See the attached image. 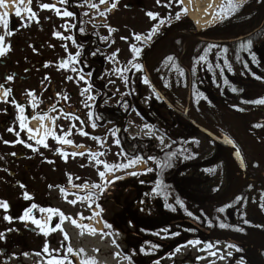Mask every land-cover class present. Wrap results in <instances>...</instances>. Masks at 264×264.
<instances>
[{
	"label": "trees",
	"instance_id": "16d2710c",
	"mask_svg": "<svg viewBox=\"0 0 264 264\" xmlns=\"http://www.w3.org/2000/svg\"><path fill=\"white\" fill-rule=\"evenodd\" d=\"M63 4L64 10L76 20L74 39L83 51L80 66L85 75H90V89L96 97L93 111L95 123L100 127L111 125L120 129L118 139L125 155L130 158L136 156L137 160L147 163L145 171L116 177L97 195L98 208L108 210L110 214V218L102 217L104 232L108 234L120 230L126 235L123 253L133 264H143L141 248L145 242L154 248V253L147 260H154L157 253L165 262V257L168 259V255L180 249L181 244L190 238L207 237L201 232L192 234L193 226L189 224L192 222L220 238L243 242L242 247L233 246L236 252L247 255L251 264H264V210L251 209L253 216H260L255 220L258 225L252 227L251 221L244 223L234 217L230 209L223 211L219 205L210 203L224 198L233 181L236 193L221 206H264V123L262 114L254 110L257 105L264 106V103L258 102L264 100H250L243 96L237 100L220 99L218 94L204 88L202 72L197 74V66L192 70L190 65L192 58L194 61L201 60L207 45L195 37L206 38L210 32L216 39L237 38L256 30L263 22L264 0H248L236 5L235 16L201 35L197 34L195 25L188 17L166 23L153 41V48L146 51L141 59L147 65L153 84L165 96H169L171 104L179 111H183L187 103V76L185 74L186 82L180 78L176 82L171 77H175V73H183L182 65L189 66L193 76L190 110L200 115L194 120L217 136H228L239 146L247 169L246 178L243 179L241 175L239 182L236 175L238 170L227 152L193 126L189 125L184 131H174L175 122L170 120L168 109L161 105L158 98L143 100L136 97L137 94H146L139 82H135L137 94L131 96L128 111L117 114L107 107L108 90L103 80L102 66L104 58L92 38L89 20L83 16L84 0H64ZM262 35L264 26L251 37L225 46H244L242 61L246 55L248 60L260 63V42L257 39ZM166 58L170 60L169 63L165 61ZM142 76L147 78L145 72ZM171 94L174 97H170ZM130 111L151 115L157 120L163 126L160 130L170 146L165 149L153 148L148 140L129 139L126 117ZM207 112L222 123L214 124ZM173 118L179 126L182 119L175 114ZM191 189L200 192L192 195L189 192ZM235 227L249 233L245 236L226 233V229ZM159 231L172 234L167 235V239L159 237Z\"/></svg>",
	"mask_w": 264,
	"mask_h": 264
},
{
	"label": "flooded vegetation",
	"instance_id": "af4514ba",
	"mask_svg": "<svg viewBox=\"0 0 264 264\" xmlns=\"http://www.w3.org/2000/svg\"><path fill=\"white\" fill-rule=\"evenodd\" d=\"M87 1L88 0H84V4H86ZM95 1L97 4L100 3V0H94V2ZM169 1L170 0H166V3L168 4ZM107 2H110L111 5L116 4L114 10L110 11L113 17L118 15L126 17L127 14L132 13L134 16L141 19L143 24L146 23V21L150 22L155 20L150 18L148 15L149 13L160 20L163 14H158V11H162V8H164V10L168 9L167 6H161L160 0H107ZM148 4L150 5L148 6ZM158 4L160 5L156 7ZM234 9L227 12V17H224L220 22L222 23L235 16ZM10 16L9 32H11V34L8 36L7 42L4 43L3 41L2 44H0V47L8 49L3 56H0V264H53V262L56 261H59L60 264H82L81 260L83 257L81 251L78 249V242L76 240L77 231L80 229L78 217H73V215L66 217L64 206L61 205V194L66 196L64 191H68L71 196H74L73 193H79L85 197L89 194V190L93 194V184L91 183L89 188L83 190L68 189L65 181V174L57 167V164H59L58 159H60L62 155L61 150L54 148L55 151H49L48 153L51 156H48L44 150L38 148L37 141H33L25 132L26 137H19L18 112L21 108L25 110L29 106L25 102V98L21 97L22 94H29L35 91L36 93L49 94L51 97L59 95L64 99L65 87L63 85L65 84L66 78V59L64 58V50L60 43V33L55 32V34H53L49 30L46 34L44 44L41 47L42 50H39L35 48L36 45L33 41L25 40V37L18 35L19 29L24 22L13 14ZM22 19L24 20L25 17ZM164 26L165 25H162V28ZM96 27L97 30L101 28V31L92 32V38L96 42L98 52L102 53L100 52V50L103 49L102 44L107 41L102 34V30H105L106 27L100 24L99 21H97ZM11 28H13V30H11ZM140 29H142V27ZM160 30L161 28L159 31ZM138 32L143 35L142 41L144 43H142V46L144 47V54L146 51L153 48V41L157 38L158 32H155L149 41H146L144 37L147 38L149 34L152 33V29L147 33L146 30L143 31V29ZM252 32L253 30L249 33ZM249 33L245 34V36ZM133 35L135 37L140 36V34L137 33ZM0 36H2L1 32ZM204 39H206L205 42L207 45L204 48L201 60L197 59L194 61L193 58L190 60L192 70L196 66L198 67L199 64V66L202 67V79L205 84L204 88H208L210 92L218 94L220 99L224 100H237V98L242 96L250 100H264V35L257 39L260 42V63L248 60L249 57L246 55L244 56V61H242L244 46L238 45L233 48H227L225 46L228 45L227 43H218V41H226L234 38L216 39L213 38L212 34L209 32ZM73 41L80 52L78 64L81 68L80 61L83 51L82 46L78 45L74 39V32ZM36 47H39V45ZM169 57L170 56H168V58ZM165 61L168 63L170 62L167 58ZM102 66L105 70L104 63ZM141 67L146 74L148 72L146 63L141 62ZM182 68V81L186 82V74L189 88L190 75L191 83H193L191 70L188 65H182ZM140 76L141 75L138 76L137 81L141 78ZM178 78L179 77L176 76L171 79L178 82ZM259 79H262V81H259ZM5 91L9 93L7 97L4 95ZM158 91L160 94L153 93V96L158 98L161 101V105H164L168 109L167 114L170 120L175 122V124H173V130H187L190 123L178 113H183L184 110H177L171 104L168 98L169 96H165L159 89ZM239 94H241V96ZM136 97L143 100L149 98L146 94H139ZM163 97L172 105L175 111L167 106ZM170 97H174V95L171 94ZM58 102L59 105H61L60 99H58ZM62 107L65 111L66 107L64 104H62ZM254 110L259 112V114L261 113L263 116L264 106L257 105L254 107ZM47 111L49 110L47 109ZM40 113H43V110H40ZM130 114L131 111L126 119L129 118ZM135 114L139 119L152 126L157 132L163 134L160 130V127L163 128V126L151 115ZM173 114L182 119V121H179L181 122L179 126L176 125ZM188 116L191 120L195 121L194 118L200 115L198 112L195 113L190 110ZM207 116L214 124L222 123L219 118L209 114V112H207ZM122 117V119L125 118L124 115H122ZM190 126L193 125L191 124ZM119 132L120 129L116 128L117 135ZM148 141H150V143L153 142L151 140ZM151 145L153 148H157L156 145L152 143ZM223 150L227 152L233 161L232 155L234 150ZM133 158H136V156ZM143 163L145 164V160ZM235 166L238 170L236 175L238 176L239 182L241 174L236 164ZM242 178L245 179L246 177L243 175ZM91 180L94 181L93 179ZM189 192L193 195L200 191L191 189ZM235 193L234 183L231 181L230 188L225 194V197H232ZM191 200L194 201L195 199L191 198ZM3 205L7 207L5 208ZM199 208H207V206H199ZM219 208L223 211L230 209L234 213L233 216L241 219L244 223H250L251 221L252 227L258 225L255 220L260 216L258 214L253 216L250 213L251 209H257L259 211L264 210V206L262 205L252 208L246 205L228 207L219 205ZM85 211L87 213L85 218L92 220L94 217L93 209H86L85 207ZM57 213L62 214L65 219L61 221L60 215H57ZM5 217H7V219H5ZM67 218L71 219L69 220ZM33 220L39 221L40 226L33 223ZM189 224L193 226L191 231L192 234L197 232L204 233L203 230L205 228L192 222H189ZM60 229H62V231ZM226 233L233 236H245L249 231L235 227V229H226ZM171 234L172 233L166 234L165 231H159V237H166L169 239L167 235ZM204 234L207 235L206 238L192 237L182 243L179 250L185 246L192 245L190 242L199 241V260L212 250L210 249L211 247L214 248V246L218 245L228 247L227 245H229L225 241H217H227L229 240L227 238H220L216 234H211V232L209 234ZM65 237H67V239H65ZM245 239L247 238L245 237ZM209 245L211 246L210 248L208 247ZM89 248L92 249L91 241L89 243ZM69 249H71V251H69ZM141 252L143 264H175L174 260L178 253L176 250L174 253L168 255V259L165 257V262L164 259L159 257V254L156 253V258L148 261L147 257L154 253V248L147 242L143 243ZM219 253L224 258H227L229 264H251L249 257L245 254L230 251L228 253Z\"/></svg>",
	"mask_w": 264,
	"mask_h": 264
},
{
	"label": "rangeland",
	"instance_id": "374dc122",
	"mask_svg": "<svg viewBox=\"0 0 264 264\" xmlns=\"http://www.w3.org/2000/svg\"><path fill=\"white\" fill-rule=\"evenodd\" d=\"M229 2L235 6L239 4L237 0H225L216 13L218 16L227 17L226 13L232 10L228 8ZM18 4H20V0H16V6ZM160 4L168 8L167 10L162 8V11L157 10L158 14H163V17L160 20L146 21L147 24L144 23L146 25L132 13L127 14L126 17L120 15L113 17L110 11H113L115 7H112L110 2L97 4L94 0H88L82 7L83 16L89 20L91 33L101 31V28L97 30V21L106 27L105 30H102V34L107 41L103 42V49L100 52L103 54L105 64L103 80L108 90L106 105L112 110H129L130 98L133 93L137 94L138 86L135 85V82L139 75L141 78L137 82L146 90V96L151 99L154 97L152 90L147 86L142 76L141 59L144 49L142 43L144 42L142 41V33L138 31L143 29L147 33L152 29L153 33V29H155V32H158L165 23L178 20L177 16L181 19L188 15L182 0H178V2L177 0H170L168 4L166 0H160ZM28 9L34 14V19L29 18ZM221 9H227L226 13H222ZM16 10L15 7L12 13L15 16H17ZM20 11L21 15L17 17L24 23L21 25L18 35L25 37V40L33 41L36 46L39 45L35 48L42 50L41 47L49 30L53 34L55 32L60 33V43L66 59V78L63 85L65 87L64 99L59 95L51 97L49 94L36 93L35 91L32 92L33 95L28 93L21 95L29 106L27 109L18 112L19 137H26L24 133L25 123L30 118L38 117L43 121L48 119L50 129L46 135L38 140L41 143H38L37 146L44 150L48 156H51L49 151H55L54 148L61 150L63 155L58 159L57 167L65 174L68 189L83 190L89 188L91 183L99 185V187H93V194L89 190V194L85 197L79 193H73L74 196H71L68 191H64L66 196L61 194V205L64 206L66 217L70 215L78 217L80 224H82L76 235L78 249L84 248L82 243L86 235H89L91 242L96 245L81 263L95 261V264H129L116 257V253L122 254L114 249V242L117 238L105 236L102 224L99 226L96 220L89 221L85 218L87 214L85 207L86 209H96L98 206L97 194L100 193L101 189L107 187L114 178L132 172H143L147 166L136 158L125 155L118 140L116 128L110 125L100 127L95 123L93 111L96 97L94 91L90 89V75L86 77L79 67L80 52L73 41L76 20L70 14L64 15L67 12L64 10V4L61 0H23ZM4 13L7 12L3 11L1 15ZM10 17V14L7 13V29L0 23V32L4 37V43L7 42L9 36ZM23 17H25L24 20ZM141 27L142 29H140ZM196 29L199 35L204 32L197 27ZM136 33L140 34V40L135 39L133 34ZM150 38L149 36L144 37L146 41H149ZM133 49L138 51L134 52ZM195 71L197 74L201 73L202 67H196ZM173 75L183 80L182 72ZM84 89H88V91L84 92ZM58 99H60L61 105H59ZM62 104L66 107L65 111ZM40 110H43V113H40ZM32 112H35V116H32ZM38 113L41 115L38 116ZM20 117L23 119V124L19 121ZM81 132L85 135H80ZM127 132L131 138L138 137L154 141L162 149L170 146L163 134L139 119L134 111L128 118ZM132 161H136L134 166L123 167ZM105 165L108 167L106 168ZM101 172L104 173L103 177L100 176ZM106 208L108 209L107 205ZM97 210L101 220L103 216L110 218L108 210L103 211L99 208ZM89 229L94 231L89 232ZM116 231L121 236L123 243L126 240V235L120 230ZM122 243L118 249H122ZM229 251L235 252L236 250L233 247L228 248L223 245L214 246L210 252L198 260L200 256L199 245H190L178 251L174 262L175 264H229L227 258L219 253H228Z\"/></svg>",
	"mask_w": 264,
	"mask_h": 264
},
{
	"label": "bare ground",
	"instance_id": "6f19581e",
	"mask_svg": "<svg viewBox=\"0 0 264 264\" xmlns=\"http://www.w3.org/2000/svg\"><path fill=\"white\" fill-rule=\"evenodd\" d=\"M245 1L247 0H237L238 3H244ZM3 2L6 7H0V15L3 11L12 14L16 7V0H3ZM182 2L188 11V17L199 30H205L224 18L218 16L216 13L225 0H182ZM49 129L50 122L48 119L44 121L41 119L28 120L25 123L27 136L35 141L39 140L42 135L47 134ZM96 220L99 226H101L100 219L97 218Z\"/></svg>",
	"mask_w": 264,
	"mask_h": 264
},
{
	"label": "water",
	"instance_id": "95a60500",
	"mask_svg": "<svg viewBox=\"0 0 264 264\" xmlns=\"http://www.w3.org/2000/svg\"><path fill=\"white\" fill-rule=\"evenodd\" d=\"M263 26H264V21L262 22L261 26L257 30H255L254 32H252V33H250V34H248L246 36H241V37H238V38H235V39L226 40V41H218V43H227V44H229V43H235V42L241 41V40L251 36L253 33L259 31ZM11 30H13V28H11ZM196 38L197 37H195V39ZM147 77H148V82L152 86L153 90L156 93H159L158 90L155 88V86L152 84V80H151V78H150L148 73H147ZM191 94H192V92H191V77H190V86H189L188 96H187V105H186L185 111L183 113H179V114L183 118H185L190 124H192L197 130H199L205 136L210 138L213 142H215L220 147H222L224 149H233L234 153L232 155V158H233L234 162L236 163L237 167L239 168L240 172L242 174H244V177H245V174H246L245 161H244V158H243L241 152L237 148L236 144L228 136L224 135L222 137H219L216 134L212 133L211 131L207 130L206 128H203L202 126L196 124L194 121H192L189 118L188 114H189V109H190V105H191ZM163 100L167 104V106H169L172 110H174L172 108V106L170 105V103L166 99H164V97H163ZM262 122L264 123V117H263V121ZM229 141H230V143H229ZM237 152L239 153V156H237ZM228 199H229V197L221 198V199L212 201L211 203L214 204V205H220V204L225 203ZM205 232L209 233L208 231H205ZM217 241H223V240H217ZM225 242L230 243V244H234V245H242V243H239V242H236V241H225Z\"/></svg>",
	"mask_w": 264,
	"mask_h": 264
},
{
	"label": "snow or ice",
	"instance_id": "6c2138e0",
	"mask_svg": "<svg viewBox=\"0 0 264 264\" xmlns=\"http://www.w3.org/2000/svg\"><path fill=\"white\" fill-rule=\"evenodd\" d=\"M61 2H64V0H61ZM106 2H107V0H100V3H102V4H103V3H106ZM22 4H23V0H20V4H18V5L16 6L17 10H16V13H15V14H16L17 16L21 15L20 5H22ZM0 7H6V5L4 4L3 0H0ZM93 7H96V6L93 5ZM112 7H115V4H113ZM235 7H236L235 5L231 4V2H229V5H228V8H229V9H234ZM109 10H111V9H109ZM226 11H227V9H221V12H222V13H226ZM28 12H29V18L34 19V18H35V17H34V14L31 13L30 9H28ZM218 14H219V13H218ZM64 15H69V13H64ZM101 15H104V14L101 13ZM148 15L150 16L151 19H156V18H157L156 16H154V15L151 14V13H149ZM177 19H179V16H177ZM0 23L3 24V26H4L5 29H7V13H4L3 15H0ZM110 31H113V30H110ZM154 33H155V29H153V33H150V34H149V38H150L151 35L154 34ZM8 34L10 35L11 32H9ZM3 39H4V37H3V36H0V44H2ZM135 39H136V40H140L141 37H140V36H136ZM7 50H8V49H5V48L0 47V56H3ZM133 51L136 52V51H138V50H137V49H133ZM83 91H84V92H87L88 89H84ZM8 94H9L8 91H5V92H4L5 97H7ZM29 95H33V94H32V93H29ZM258 102H259V103H264V101H258ZM20 111H23V109L21 108ZM69 134H70V133H69ZM79 134H80V135H85V133H82V132L79 133ZM61 142H67V141H61ZM37 143H41V141H37ZM229 143H230V141H229ZM62 155H63V154H62ZM237 156H239V153H238V152H237ZM135 163H136V161H132V162H130V164H128V165H124L123 167L134 166ZM105 167L107 168L108 166L105 165ZM115 167L119 168L120 166H115ZM149 171H151V170H149ZM132 174H133V175H136V173H132ZM100 176L103 177V176H104V173L101 172V173H100ZM93 187H99V185H93ZM26 198H29V197H26ZM3 206H4L5 208L7 207L6 205H3ZM181 206H182V205H181ZM26 215H27V214H26ZM57 215H60V219H61V221H63V220L65 219V217L62 216V214L57 213ZM5 219H7V217H5ZM67 219L70 220L71 218H67ZM32 222L35 223V224H37V226H40L39 221H35V220H33ZM106 226H107V225H106ZM221 227H224V225H221ZM54 230H56V229H54ZM60 230L62 231V229H60ZM92 231H94V230L89 229V232H92ZM65 239H67V237H65ZM190 243H191L193 246H195L196 244H199L200 242H199V241H194V242H190ZM208 247L210 248L211 246L209 245ZM69 251H71V249H69ZM177 251H179V249H177ZM53 264H60V262H59V261H56V262H53ZM84 264H95V261H87V262H84Z\"/></svg>",
	"mask_w": 264,
	"mask_h": 264
}]
</instances>
